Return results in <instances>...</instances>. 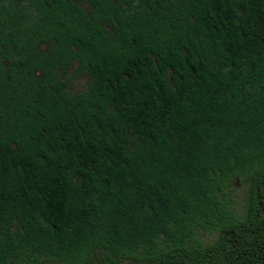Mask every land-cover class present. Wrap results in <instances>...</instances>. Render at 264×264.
Returning <instances> with one entry per match:
<instances>
[{"label":"trees","instance_id":"1","mask_svg":"<svg viewBox=\"0 0 264 264\" xmlns=\"http://www.w3.org/2000/svg\"><path fill=\"white\" fill-rule=\"evenodd\" d=\"M263 196L264 0H0V264H264Z\"/></svg>","mask_w":264,"mask_h":264},{"label":"rangeland","instance_id":"2","mask_svg":"<svg viewBox=\"0 0 264 264\" xmlns=\"http://www.w3.org/2000/svg\"><path fill=\"white\" fill-rule=\"evenodd\" d=\"M62 80L64 81L68 91L76 93L85 87L88 82V76L85 72H79L76 66L70 65L66 67ZM236 183L235 186L239 188V183Z\"/></svg>","mask_w":264,"mask_h":264},{"label":"flooded vegetation","instance_id":"3","mask_svg":"<svg viewBox=\"0 0 264 264\" xmlns=\"http://www.w3.org/2000/svg\"><path fill=\"white\" fill-rule=\"evenodd\" d=\"M237 184V183H236ZM260 204H259V207L261 209V212L264 214V196L263 197H260ZM50 264V263H49ZM53 264V263H52ZM54 264H58V263H54ZM96 264H102V263H99V261H96ZM104 264V263H103ZM124 264H126V261H124Z\"/></svg>","mask_w":264,"mask_h":264}]
</instances>
